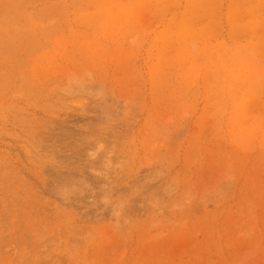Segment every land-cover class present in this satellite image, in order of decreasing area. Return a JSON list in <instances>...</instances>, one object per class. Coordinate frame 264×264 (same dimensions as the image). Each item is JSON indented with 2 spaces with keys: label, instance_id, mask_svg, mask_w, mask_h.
I'll return each instance as SVG.
<instances>
[{
  "label": "rangeland",
  "instance_id": "374dc122",
  "mask_svg": "<svg viewBox=\"0 0 264 264\" xmlns=\"http://www.w3.org/2000/svg\"><path fill=\"white\" fill-rule=\"evenodd\" d=\"M0 264H264V0H0Z\"/></svg>",
  "mask_w": 264,
  "mask_h": 264
}]
</instances>
